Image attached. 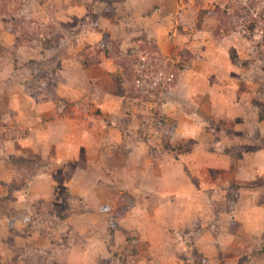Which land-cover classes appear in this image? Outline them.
<instances>
[{
    "label": "rangeland",
    "instance_id": "rangeland-1",
    "mask_svg": "<svg viewBox=\"0 0 264 264\" xmlns=\"http://www.w3.org/2000/svg\"><path fill=\"white\" fill-rule=\"evenodd\" d=\"M247 1L0 0V90L7 91L13 82L18 97L51 103L54 116L68 120L67 130L76 125L87 132H100L94 137L98 145L107 132L125 136V140L111 141L115 156L111 166L96 144L94 152H89L91 162L83 166L88 175L116 183L102 186L109 189L110 197L109 210L102 207L112 235L107 264H132L130 259L140 252L136 234L124 221L135 198L132 190L123 187L131 189L132 185L123 186L120 179L104 174L108 167L124 176V146L144 149L138 165L127 163L128 173L139 166L141 170L155 167L159 160L164 167L170 161H183L194 147L225 154L234 162L257 154L255 145L245 143V138L264 135V41L260 43L264 19L259 17V24L250 30L244 18L257 17L264 0H258L248 16L242 17L240 6ZM224 12L234 28L220 25ZM114 44L115 57H105L103 48L112 49ZM232 48L236 62L230 57ZM96 53L100 61L88 62ZM97 64H102L103 74L90 80L86 70ZM125 66L134 70L130 80ZM7 96L4 93L0 98ZM220 99L230 101L229 111L224 105L214 108L212 102ZM9 110L0 108V163L12 177L0 178V264H59L54 242L63 234L59 231L63 220L92 210L82 196L65 189L59 180L56 195L60 203L36 198L27 210L23 200H11L14 189L27 192L22 179L36 173L44 160L26 148L22 154L8 151L6 141L11 133L24 137L36 123L23 124L13 117L12 121ZM234 136L240 141L233 142L237 140ZM179 171L188 182L192 180L194 173L186 163ZM157 182L156 190L161 187ZM171 190L158 197L167 202L173 198L170 206L183 210L181 188L171 185ZM212 190L221 198L202 193L196 197L201 206L213 203L204 226L192 221L169 231V251L179 264H211L196 240L205 228H222L233 216L239 186L227 182ZM57 210L69 216L60 219ZM116 231H121L120 240L114 238ZM66 232L72 235L69 229ZM45 238L53 242L50 248L42 245Z\"/></svg>",
    "mask_w": 264,
    "mask_h": 264
},
{
    "label": "crops",
    "instance_id": "crops-1",
    "mask_svg": "<svg viewBox=\"0 0 264 264\" xmlns=\"http://www.w3.org/2000/svg\"><path fill=\"white\" fill-rule=\"evenodd\" d=\"M101 65L97 64L86 70L90 80L94 78L98 80V77H101L103 74ZM16 87V84L10 82V87L6 88L7 91L0 90V97L4 93L8 95L4 100L0 98L1 110L10 109L13 112L10 120L13 117V120H21L23 124L36 122L38 126L36 123L34 127L29 126L30 132H27L24 137L12 132L6 141V146L10 153L22 154L26 149L33 154L37 153L40 160L45 162L43 161V167H39L36 173L26 177L24 183H26L27 192L18 188L14 189L11 200L15 203L23 200L24 204H28L27 210H29V204L36 198L60 203V197L56 195L60 193L59 185L56 186L59 180L65 189L68 188L70 192L82 196L84 200L82 198L81 200L92 211L63 220L59 230L63 234L55 240L56 251L53 250L57 253L58 263L103 264L101 261L103 260L106 261L104 264H107V259L110 257V252L107 250L108 240L112 235L109 234L108 226L105 225L106 212L102 210V207L106 208V211L109 210L107 208L110 207V197L109 189L102 186L107 183L114 186L116 183L112 179L96 178L95 174L88 175L84 165L85 162L87 165L91 162L89 152H94L97 146L102 153L106 154L105 160L107 165H110L115 160L114 153L111 151L113 148L111 144L114 142L111 141L117 137H123L125 140V136L116 132H107L106 138L103 137L101 142L104 146H100L101 143L98 145L94 139L95 133L100 132H87L77 129L76 125H73V130H67L68 120L54 116L56 111L51 103H35L27 95L18 97L12 90ZM229 102L228 99H220L218 103L216 101L212 103L214 108L224 105L225 110L229 111ZM246 136L245 143L249 141L251 145H255L254 152L257 154H249L235 162L225 154L194 147L192 152L184 157V162L170 161L164 167L159 160L155 167H143L141 170L139 166L138 169H133L129 173L127 163L133 166L138 165L144 149L140 145L137 148L132 145L124 146L122 152L125 154L124 157L122 156L124 176L121 178L108 167L104 174L120 179L123 186L132 185L131 189L123 187L127 191L132 190L135 198V205L129 211V216L124 218L128 226L126 228L136 234L137 246L140 247L139 254L130 259L132 264H179L178 259L169 251L170 229L179 226V223L192 221L204 226L210 218L209 209L213 203L209 202L208 205L204 202L201 206L196 200L197 194L215 195L216 192L212 190V187L224 186L227 182L239 186V199L232 211L233 216L226 219L221 229L205 228L200 238L196 240V246L211 264H264V165L263 167L260 165L261 161L264 163V135L256 136V138L254 135ZM234 137L237 139L238 136ZM235 141L240 140L233 142ZM184 163L194 173L189 182L187 176L179 171ZM0 169L1 179H5L4 175L12 179L5 165L0 163ZM158 179L162 188L156 190L157 185L155 188L154 185L158 183ZM171 185L181 188L183 201L181 211L170 206L169 203H173V198L171 202H167L164 198L158 197L168 188H170L168 192H172ZM218 188L221 189V187ZM1 191H6V188ZM2 195L3 193L0 192V196ZM215 198L219 199L221 196L215 195ZM11 205V208L15 207L13 202ZM6 215H8L7 212ZM68 229L72 235L67 236ZM114 238H121V231H116ZM52 244L53 242L49 239L42 240L44 248H50Z\"/></svg>",
    "mask_w": 264,
    "mask_h": 264
},
{
    "label": "trees",
    "instance_id": "trees-1",
    "mask_svg": "<svg viewBox=\"0 0 264 264\" xmlns=\"http://www.w3.org/2000/svg\"><path fill=\"white\" fill-rule=\"evenodd\" d=\"M258 0H248L247 3H245L243 6H240L241 10L243 11V14H242V17H247L248 14L250 13V10L252 8H255L256 7V3H257ZM242 5V4H241ZM237 15H241V13L239 14L238 11H236ZM225 15H223L220 19H221V22H220V25H226V26H230L231 25V20H230V17L228 14H226L224 12ZM259 15V16H258ZM258 15L257 17L255 18H250V19H245L244 18V22L246 23V26L250 29V30H253L254 27H256L259 22H260V19H264V5L261 6L259 12H258ZM260 17V19H259ZM232 28H234L235 26L231 25ZM220 27V26H219ZM263 27H264V24H263ZM264 33V32H263ZM58 38V37H57ZM264 41V34L262 35V38L260 40V43ZM49 45V43H47ZM101 48L98 47V52H100ZM105 50V53H104V56L107 57V56H110V57H115L114 53H112V51H117V46L116 44L113 45L112 49L111 48H108L107 46L103 48ZM111 49V50H110ZM231 59L233 61H235L237 59V55H236V51L234 48H232V54H231ZM116 59V58H114ZM88 62L90 63H98L100 61V57L97 56V53L95 54V56H91V57H88L87 59ZM121 63L124 62V60H120ZM119 61V62H120ZM236 62V61H235ZM247 62H245L246 64ZM124 73H126V76L128 78V80H130V78H132L134 76V70H132L131 68H129V66H125L124 68ZM12 161V159H10ZM23 181H25V179H22ZM14 185L18 184V181H14L13 183ZM20 186V185H19ZM56 213L59 215L60 219H64L66 217H68V213L66 211H62V210H57ZM40 256V254H39ZM42 258V256H41Z\"/></svg>",
    "mask_w": 264,
    "mask_h": 264
}]
</instances>
